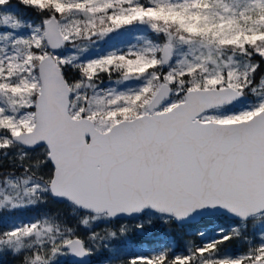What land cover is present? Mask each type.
<instances>
[{"label":"snow or ice","instance_id":"6c2138e0","mask_svg":"<svg viewBox=\"0 0 264 264\" xmlns=\"http://www.w3.org/2000/svg\"><path fill=\"white\" fill-rule=\"evenodd\" d=\"M50 203L0 257L264 264V0H0V214ZM124 218L232 223L125 257Z\"/></svg>","mask_w":264,"mask_h":264},{"label":"trees","instance_id":"16d2710c","mask_svg":"<svg viewBox=\"0 0 264 264\" xmlns=\"http://www.w3.org/2000/svg\"><path fill=\"white\" fill-rule=\"evenodd\" d=\"M107 82V81H106ZM58 209H63V205L59 204H48L42 205L37 208L19 210L13 213H3L0 214V217L3 219H11L13 217H18L21 220H30L33 217L38 216L42 212H53ZM136 220H121L119 223H136ZM231 221L228 219H213V220H202L199 223L189 224L185 226L172 225L171 227L165 226L161 223H153L151 226H146L145 229L137 231L134 228L129 227V232L126 236L121 237L120 239L113 241V246L116 248H121L127 250L124 254L127 255L138 253L145 249H151L154 247H159L165 243H171L177 251H182L185 245L189 241H195L200 243L201 238L197 236V233L200 230L210 232L209 237L214 236V232L219 227H224L225 229L229 228ZM4 223L0 222V227H3ZM249 234H252V229H249ZM227 247L233 253L243 250V245L239 241H233L231 244H228ZM110 252H102L96 256L92 257L94 264H99L104 262L106 258L110 257ZM0 264H14V261L11 256L0 257ZM62 264H73L68 260H63Z\"/></svg>","mask_w":264,"mask_h":264},{"label":"water","instance_id":"95a60500","mask_svg":"<svg viewBox=\"0 0 264 264\" xmlns=\"http://www.w3.org/2000/svg\"><path fill=\"white\" fill-rule=\"evenodd\" d=\"M122 220H132V219H130V218H124V219H122ZM199 222H200V221H197V222H193V223H191V224L199 223ZM188 225H189V224H188ZM184 226H185V225H184ZM70 262L73 263V264H76L75 259L72 258V257H70ZM88 264H94V262H93V260H92V257L89 259Z\"/></svg>","mask_w":264,"mask_h":264},{"label":"rangeland","instance_id":"374dc122","mask_svg":"<svg viewBox=\"0 0 264 264\" xmlns=\"http://www.w3.org/2000/svg\"><path fill=\"white\" fill-rule=\"evenodd\" d=\"M131 38V37H130ZM107 83V82H106ZM128 224V223H127ZM134 224L135 223H132V224H128L129 225V227L130 228H134L133 226H134ZM208 233V235L210 234V232H207ZM214 234H215V232H214ZM64 260H68V261H70V257H68V258H65ZM99 264H104V262H101V263H99Z\"/></svg>","mask_w":264,"mask_h":264}]
</instances>
